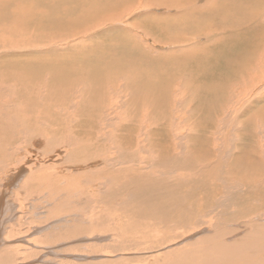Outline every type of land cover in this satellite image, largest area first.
<instances>
[{
	"label": "bare ground",
	"instance_id": "obj_1",
	"mask_svg": "<svg viewBox=\"0 0 264 264\" xmlns=\"http://www.w3.org/2000/svg\"><path fill=\"white\" fill-rule=\"evenodd\" d=\"M41 1L0 0V137L4 138L3 142L10 137L16 118L24 123L37 121L44 114L50 116L48 108H42L43 113L37 111L36 108H41L39 102L29 97L30 88L44 83V73L54 71L71 76L65 83L62 80L50 82L44 94L56 89L46 99L52 103L59 96L60 85L64 84L61 99L54 106L62 103L68 106V102L64 101L71 94L75 96V108L72 104L70 108L80 114H86L89 106L95 107L97 112L103 109L105 105L102 97L105 95L93 97L86 85L89 80L82 79L85 75H74L94 72V79H97L102 73L100 82L103 81L105 85L116 84L120 88L124 78L140 73L142 81L138 85L134 86V77L126 88V80L123 83L125 92L130 93V96L127 97L121 90L117 93L110 91L107 95H122L125 109L130 107L129 115L123 111L118 123L121 126L132 125L127 131L132 152H149L143 151L140 145L132 141L135 137H143L144 141L149 137L151 139L146 142L155 154V159L149 164L152 170L147 173L140 169L139 173L131 167L126 170L107 168V172L113 171L111 177L118 184L108 190V199L114 204H106L112 208V214H119L115 215L114 222L123 217L138 218L150 222L157 229L160 222L156 216L163 213L167 216L176 214L180 227L199 226L204 218L211 215L209 207L197 222H192L196 201L210 199L198 195L199 192L210 187L211 179L221 167L229 172L226 167L243 158L249 160L252 168L259 169L247 179L250 183L244 186V197L249 195L256 199V193L264 196V105L255 107L247 118L239 120L254 107L250 101L252 96L257 102L264 97V0H209L203 8L196 6L198 0H53L45 1L40 10ZM149 6L152 11L143 8ZM140 8L143 9L137 16L138 22L148 23L151 29L158 28L159 34L173 42L178 51L158 67L152 68L151 73L145 72L143 67L134 69L137 64L130 59L129 54L131 44L142 39L139 25L130 23L132 13ZM171 20H176L181 31L191 33L179 37L166 36L173 27ZM117 30H122L123 35L109 39L100 46H93L100 33ZM232 46H239V53ZM194 49L198 50V54L206 50L212 55L204 54L200 61ZM124 57L127 60L125 63L112 66ZM194 58L196 60L191 63ZM188 64L190 67L194 64L199 67L197 70L188 68V80L198 77L202 71L210 75L207 83L214 88L199 86L204 96L201 95L200 100L226 87L230 92L226 93L224 100L229 104L223 102L217 108H212L205 102L197 110L196 117L184 107V92L170 93L162 87L157 89L165 85L169 90H179L172 87L176 81L175 75L180 68H187ZM31 71L41 73L37 82L28 80ZM236 77L243 78L244 85L233 92L230 81ZM76 79L80 86L74 91L69 86L76 83ZM11 84L15 86L17 100L24 99L20 109L15 111V117L9 115L15 103L9 100ZM175 96H182V102L178 105L174 103ZM86 99H89L88 103ZM243 101L247 105L241 103ZM140 109H144L141 115L136 112ZM257 119H260L259 125L255 124ZM138 121H141L139 126L135 125ZM233 134L237 140L232 137ZM245 135L253 144L252 152L238 143L239 139L246 141ZM3 142H0L2 152L7 150ZM219 143L224 147L222 150L217 147ZM144 145L145 142L141 146ZM10 146H17V143ZM238 148L242 150L240 155L234 152ZM184 188L191 189L195 194H179V190ZM222 190L227 194V188ZM219 196L223 194L217 195L211 206H219ZM133 204L151 205V212L147 216L145 212L131 208ZM134 229L129 230L127 227L123 230L131 235V232L138 230ZM136 233L144 237L141 232ZM230 233L222 229L216 232L215 242L210 240L214 238H209L196 242L194 246L191 243L192 246L180 250L165 251L160 258L164 263H160L264 264V237L258 241L255 235L244 236L238 238L239 241L225 244L223 239L228 238ZM167 241L170 240H162L164 243L160 242V245ZM208 250H214L216 254L204 259V251ZM0 258L7 261V255Z\"/></svg>",
	"mask_w": 264,
	"mask_h": 264
},
{
	"label": "rangeland",
	"instance_id": "obj_2",
	"mask_svg": "<svg viewBox=\"0 0 264 264\" xmlns=\"http://www.w3.org/2000/svg\"><path fill=\"white\" fill-rule=\"evenodd\" d=\"M45 1L53 0H42L40 10ZM208 1L198 0L196 6L206 7ZM143 8L149 9L150 6ZM143 8L135 10L130 17L133 26L139 25L142 39L136 44H131L132 49L129 54L130 59L137 64L134 69L139 70L143 67L145 72L151 73L152 68L158 67L171 54H176L178 51L173 42L166 40L165 35L159 34L158 28L151 29L148 23L138 22L137 16ZM172 13L174 12L170 14ZM40 14L42 15L41 12ZM170 22L173 27L166 36L179 37L181 34L191 33L181 31L176 20ZM122 35V30L100 33L93 46H100L107 40ZM231 48L239 53V46ZM194 50L200 61L204 54L212 55L206 50L199 54L197 49ZM125 57L112 66L125 63L127 61ZM195 60L196 58L190 62ZM190 64L187 68H180L175 75L176 81L172 87L179 90H169L165 85L157 89L162 87L170 93L184 92V107L190 109L196 117L197 110L205 102L212 108H217L223 102L229 104L224 100L226 93L230 92L226 87L220 89L222 91L206 96L203 100L199 99L202 95L199 86L207 89L214 87L207 83L210 75L205 74L204 71L198 77L188 80L190 75L188 68L199 69L195 64L190 67ZM40 74L31 71L28 80L37 82ZM94 74L88 72L74 76L85 75L82 79L89 80L86 85L93 97L101 98L103 94L105 95L102 97L105 106L99 112L93 106L86 109V114L75 111L73 104L75 96L71 94L64 101L68 102V106L62 103L55 107L54 103L60 101L65 89L64 84L59 87L57 100H52V103L47 102L46 99L56 92V89H50L44 94L49 83L59 80L65 83L71 78L69 75L54 71L47 72L44 73L42 85L30 88L29 97L39 102L41 108H36L37 111L42 112V108H48L50 116L46 117L44 114L37 121L24 123L20 118H16V125L9 133L10 137L5 142H3L4 138L0 137V142L7 147L4 152L0 149V257L7 255V261L0 258V264H154L164 263L160 258L165 251L194 246L196 242L209 238H214L210 240L215 242L216 232L222 229L231 232L228 238L223 239L225 244L239 241L238 238L244 236L255 235L258 241L263 239L264 196L256 193V200L249 195L244 197L246 193L243 192L244 186L250 183L247 179L254 172H259V169L252 168L249 160L245 158L231 166L228 165L231 168L226 167L229 172L221 167L219 173L211 179L210 187L199 192L198 195L210 199L196 201L192 222H197L201 214L211 208V215L204 218L199 226L180 227L176 214L167 216L163 213L156 216L160 222L157 229H154L150 222L138 218L123 217L118 222H114L118 213L113 211L115 214H112L111 207L106 204H114L108 199L110 194L108 190L118 184L117 180L111 177L113 171L109 169L110 171L107 172V168L126 170L131 167L139 173V169L147 173L152 170L149 164L154 162L155 154L146 142L151 139L149 137L146 141L143 137H135L132 140L133 143L140 145L143 151L149 150V152H132L131 141L127 137V131L132 125L121 126L118 123L121 121L118 118L123 111L129 115L130 107L125 109L122 95L116 97L107 95L110 91L125 92L132 77H134V86L138 85L142 81L141 74L136 73L135 76L124 78L120 88L116 84L105 85L103 81L100 82L102 73L97 79H94ZM242 79L241 77L231 79L230 87H234L233 92L238 91L237 87H243ZM79 86L80 82L76 79V83L69 88L77 91ZM125 93L127 97L130 96V93ZM17 97L15 86L11 84L9 100L15 101L9 112L12 117L16 116L15 111L20 109V103L24 101L22 98L17 100ZM181 98L182 96L174 98V103L178 105L182 102ZM250 101L254 107L239 120L247 118L255 107L264 105V97L262 101L257 102L255 96H252ZM86 102L88 103L89 99H86ZM241 103L247 105L245 101ZM71 104L74 107L72 109ZM136 112H140L141 115L144 109ZM140 124L141 121L135 123L137 126ZM255 124L259 125L260 119H257ZM262 129L264 133V125ZM232 137L237 140L234 134ZM244 137L246 141L239 139L238 143H241L245 150L252 152L253 144L249 141V137L246 135ZM144 142L145 145L141 146ZM12 143H17V146H10ZM217 147L221 150L224 148L221 143ZM203 149L204 145L201 151ZM241 151L239 148L234 150L236 155H240ZM220 187L227 188V194L223 193ZM179 194L195 193L191 189L184 188L179 190ZM219 194H223L217 198L219 206H211L212 200ZM131 208L143 211L148 216L152 206L133 204ZM100 223L104 225L99 226ZM127 227L129 230L137 228L136 231L141 232L144 237L136 231L127 235L123 230ZM166 239L170 241L160 245V242L164 243ZM215 254L214 250L204 251V259Z\"/></svg>",
	"mask_w": 264,
	"mask_h": 264
}]
</instances>
